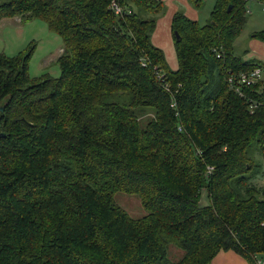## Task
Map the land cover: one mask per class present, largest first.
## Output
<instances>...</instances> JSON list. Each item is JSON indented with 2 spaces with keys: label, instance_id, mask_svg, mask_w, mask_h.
Wrapping results in <instances>:
<instances>
[{
  "label": "trees",
  "instance_id": "1",
  "mask_svg": "<svg viewBox=\"0 0 264 264\" xmlns=\"http://www.w3.org/2000/svg\"><path fill=\"white\" fill-rule=\"evenodd\" d=\"M249 1L216 0L205 24L177 10L172 69L151 41L159 0H0V21L43 20L64 44L56 77L30 76L33 43L0 53V264L264 255V63L236 45Z\"/></svg>",
  "mask_w": 264,
  "mask_h": 264
},
{
  "label": "rangeland",
  "instance_id": "2",
  "mask_svg": "<svg viewBox=\"0 0 264 264\" xmlns=\"http://www.w3.org/2000/svg\"><path fill=\"white\" fill-rule=\"evenodd\" d=\"M213 4L211 0L210 7ZM195 7L201 9L199 11L202 13L201 21L207 20L210 11L208 2L204 0L201 8L200 6ZM248 7H250L251 12L248 13V20L236 39V45L241 48L246 45L249 54L253 55L252 57L257 58V60H264V43L258 40H253V43H250V35L254 31L264 29V6L250 0ZM5 20V22H0V53L15 55L24 51L30 43H33L35 50L29 63L30 76L38 77L44 73H49L54 77L58 76L57 58L64 49L62 38L50 31L47 24L40 19H33L27 23L19 22V17L5 18ZM258 183L260 186L263 185L264 177ZM115 203L132 218H139L145 214L140 200L135 196L118 194L115 197ZM181 255L180 251L174 250L170 255V259L172 261L179 260Z\"/></svg>",
  "mask_w": 264,
  "mask_h": 264
},
{
  "label": "crops",
  "instance_id": "3",
  "mask_svg": "<svg viewBox=\"0 0 264 264\" xmlns=\"http://www.w3.org/2000/svg\"><path fill=\"white\" fill-rule=\"evenodd\" d=\"M159 1L162 2V4L165 6V9H163L162 14L156 20V27L151 35V41L156 47L160 48L163 51L166 62L168 63L170 68L176 69L178 63H177V58L174 49V42H173V32H172L173 15L176 13L177 10L182 9L184 11V14L188 18L195 20L200 24H205L208 22L210 18L216 0H212L214 3L212 7H210L211 0H206L210 7V11H209L208 19L207 20L205 19L203 21H201L202 13L199 12L201 9H197L195 7L196 4L193 1L190 0H159ZM203 1L204 0H199L200 8L201 6H203ZM248 8H249V12H251L250 7ZM5 21H6L5 19H2L0 22H5ZM253 40L257 41V39H251L250 40L251 44L253 43ZM262 43L260 44L262 45ZM252 56L253 55H250L248 53L245 56V59L257 60V58ZM259 60L261 61L262 59ZM262 62L264 63V60H262ZM263 73H264V68H263ZM212 264H247V263L235 253L229 251V252L219 253L213 260Z\"/></svg>",
  "mask_w": 264,
  "mask_h": 264
},
{
  "label": "built area",
  "instance_id": "4",
  "mask_svg": "<svg viewBox=\"0 0 264 264\" xmlns=\"http://www.w3.org/2000/svg\"><path fill=\"white\" fill-rule=\"evenodd\" d=\"M116 11L119 12L120 9L115 7ZM262 76V70L259 67H255L247 72H241L237 77H229L228 82L230 87L234 88L240 95V84H251L256 80L260 79ZM255 264H264V255L259 257Z\"/></svg>",
  "mask_w": 264,
  "mask_h": 264
},
{
  "label": "water",
  "instance_id": "5",
  "mask_svg": "<svg viewBox=\"0 0 264 264\" xmlns=\"http://www.w3.org/2000/svg\"><path fill=\"white\" fill-rule=\"evenodd\" d=\"M230 8V7H229ZM0 136H4V134L3 133H0Z\"/></svg>",
  "mask_w": 264,
  "mask_h": 264
}]
</instances>
